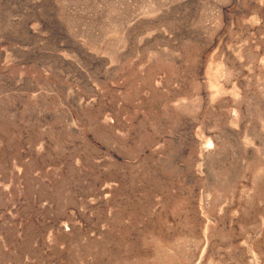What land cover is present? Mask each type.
I'll list each match as a JSON object with an SVG mask.
<instances>
[{"label": "rangeland", "instance_id": "1", "mask_svg": "<svg viewBox=\"0 0 264 264\" xmlns=\"http://www.w3.org/2000/svg\"><path fill=\"white\" fill-rule=\"evenodd\" d=\"M0 264H264V0H0Z\"/></svg>", "mask_w": 264, "mask_h": 264}]
</instances>
